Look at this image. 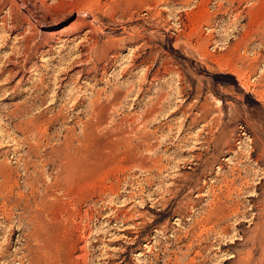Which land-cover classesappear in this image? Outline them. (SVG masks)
<instances>
[{
  "label": "rangeland",
  "instance_id": "rangeland-1",
  "mask_svg": "<svg viewBox=\"0 0 264 264\" xmlns=\"http://www.w3.org/2000/svg\"><path fill=\"white\" fill-rule=\"evenodd\" d=\"M0 264H264V0H0Z\"/></svg>",
  "mask_w": 264,
  "mask_h": 264
}]
</instances>
